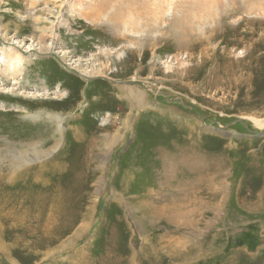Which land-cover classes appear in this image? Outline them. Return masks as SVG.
<instances>
[{"label":"rangeland","instance_id":"1","mask_svg":"<svg viewBox=\"0 0 264 264\" xmlns=\"http://www.w3.org/2000/svg\"><path fill=\"white\" fill-rule=\"evenodd\" d=\"M76 1L0 0V264H264V0L214 5L210 43L167 0L146 32Z\"/></svg>","mask_w":264,"mask_h":264},{"label":"bare ground","instance_id":"2","mask_svg":"<svg viewBox=\"0 0 264 264\" xmlns=\"http://www.w3.org/2000/svg\"><path fill=\"white\" fill-rule=\"evenodd\" d=\"M93 0H91L92 2ZM142 0H117V4H115V6H120L122 5V7H126L127 10H128V15L126 16V14L124 13H115L114 14V18L112 19H116L118 20L119 22L123 23L124 26L127 27V25H133V27H135V25H137V27H140L142 28L143 32H146L147 31V28L150 26V19L153 18V17H158L159 16V12H163L161 11V7L159 5H157L156 3H152L153 0H146L147 3L146 4H142L141 3ZM145 1V2H146ZM154 1H157V2H160L162 3L163 1L162 0H154ZM33 3V2H32ZM108 3V2H107ZM224 5H228V3H231V0H167L165 4L166 5V8H165V11L167 10H173L174 12H177L179 11L178 13H180V11H183L185 14L187 15H183V16H179L177 19H176V26H177V29L179 32V30L181 31V34H179V36L181 38H188V37H191L192 40L195 36L198 37L199 40H206L208 43H210L215 35L217 33H220L217 31V29H210V35H208V37L206 38H200V35L197 31V33L195 32L196 30H194V25H198V26H202L203 24L206 25L208 24L205 20H207V18L210 16V9L213 10L214 9V5L218 6L219 8H221V4ZM135 4L137 5V7L135 6ZM149 5V6H147ZM64 6V5H62ZM74 8L75 9H80V7L82 8V5H81V0H77L76 2H74L73 4ZM72 6V8H73ZM96 6V5H95ZM100 7V6H99ZM154 7V8H153ZM63 8V7H62ZM84 8V7H83ZM103 8H106L105 7V4H102L101 7L99 9H103ZM163 8V7H162ZM192 8V9H191ZM195 9V12L192 13L191 10H194ZM224 9V8H223ZM81 10V9H80ZM97 10V9H96ZM75 11V10H74ZM79 11V10H78ZM198 11V14H196ZM235 11L236 12H239V8L236 7L235 8ZM222 11L223 13V16H222V19H228L229 18V15L227 12ZM81 13V12H80ZM89 14V13H88ZM81 16V14H79ZM86 14L84 13V16ZM154 15V16H153ZM112 16V15H111ZM231 16V15H230ZM87 17V16H86ZM199 17H201L202 19H199ZM89 18V17H88ZM89 20V19H88ZM174 20V19H173ZM197 20V21H196ZM194 21V22H193ZM118 22V25L121 26V24H119ZM145 24V25H144ZM52 26V25H51ZM50 28V27H49ZM150 28V27H149ZM226 28V36L230 33V29L228 27H225ZM45 28L42 29V32L39 34V42L41 44V49L44 50V51H48L50 48L48 46L49 42H44L47 38V34L45 33L44 31ZM224 27H222L221 30H223ZM50 30V29H48ZM54 29H52L53 31ZM142 30H134L136 32H140ZM225 30V29H224ZM220 31V30H219ZM142 32V33H143ZM48 33V32H47ZM223 33V31H222ZM57 35V34H56ZM220 35V34H219ZM230 35V34H229ZM224 36V35H223ZM51 37V36H50ZM62 37V36H60ZM37 38V37H36ZM216 39V38H215ZM51 47V45H50ZM57 53V52H56ZM18 54V52H17ZM10 63H9V68L7 71H10V73H7V76H10L13 78L14 80V83H18V79L19 77H16V74L18 73V69L20 68V63H18L16 61V58H14V56H17L15 53H11L10 54ZM20 55V54H18ZM61 56V55H60ZM62 57V56H61ZM22 59V57H21ZM23 66H21L22 68ZM0 68H1V65H0ZM20 72V71H19ZM19 75V74H18ZM0 93H1V90H0ZM15 93V92H14ZM143 94V93H141ZM141 94H137V95H133L131 96L132 99H139V100H142L143 97H134V96H139ZM2 95V94H1ZM16 97V96H15ZM6 102L7 103H10L12 102L11 100H13L12 98L13 97H6ZM26 106H28L26 104ZM8 109V108H7ZM61 115V114H59ZM1 117V116H0ZM3 117V116H2ZM53 119L57 120L59 122L58 124V130L61 129V131H63V128H64V124L63 122L65 121V117L62 116L61 118L58 117V116H55ZM52 122H55L54 120ZM50 122L51 124L53 125H56L55 123H52ZM48 124V123H47ZM49 125V124H48ZM52 126V125H51ZM258 126L260 127H264V121H260ZM56 127V126H55ZM53 130V128L51 127V129L49 130V132L51 133ZM55 130V129H54ZM3 132V131H2ZM1 132V133H2ZM40 132V131H39ZM59 132V131H58ZM38 133V132H37ZM36 133V134H37ZM45 134V133H44ZM56 134V133H55ZM40 136V135H39ZM44 136V135H43ZM46 136H48V134H46ZM52 136V135H51ZM56 136V135H55ZM4 137V136H3ZM27 138V137H26ZM57 138V137H56ZM58 139V138H57ZM28 140V139H27ZM59 141V140H58ZM2 142H4L6 145H8V149H12L14 147V143L11 142V141H8L6 140L5 138L2 139ZM97 142V141H96ZM42 146H44V142H42ZM35 146L34 142L33 141H30V142H27L26 144L25 143H21V145L19 146V151L18 150H14L16 151L17 153H13L11 154V158H9V163H10V166H9V169L10 170H15L20 164L24 163L25 160L26 161H29L30 159H27V157L23 154V151H25V149L27 148H33ZM1 148V147H0ZM7 150V149H5ZM7 154V153H6ZM5 154V155H6ZM9 155V154H8ZM165 156V154H164ZM191 169V168H190ZM6 177L4 174H0V185H2V179L3 177ZM173 179V178H172ZM11 180V179H10ZM3 188V187H2ZM0 188V189H2ZM186 192H188L187 190H185ZM4 193V192H2ZM217 192H214V196ZM220 193V192H218ZM1 194V193H0ZM26 194V193H25ZM3 195V194H2ZM222 198H225L224 196H221ZM3 198V197H2ZM195 197L190 195V193L187 194V199H186V203L184 204H180L179 206L180 207H185V206H188L190 205L191 201H193ZM5 199V197H4ZM175 209V205H173L171 208H170V214L171 215V219L169 220H172L174 219V210ZM165 212V210H164ZM166 218V217H165ZM47 219L49 220V222L51 223L52 222V213H49L48 214V217Z\"/></svg>","mask_w":264,"mask_h":264}]
</instances>
